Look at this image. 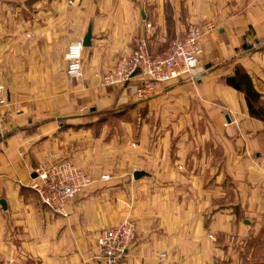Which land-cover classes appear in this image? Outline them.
<instances>
[{
	"label": "crops",
	"instance_id": "obj_1",
	"mask_svg": "<svg viewBox=\"0 0 264 264\" xmlns=\"http://www.w3.org/2000/svg\"><path fill=\"white\" fill-rule=\"evenodd\" d=\"M191 24L204 32L193 77L159 85L144 103L139 74L122 87L102 84L140 38L163 52ZM90 26L84 77L70 80L67 46ZM238 69L259 94L252 104L260 115L227 82ZM0 84L8 97L0 112V264H106L97 258L99 232L127 216L137 235L120 264H264V0H0ZM144 105L148 116L174 121L173 130L143 126L131 146L127 130L114 145L95 128L72 127L89 119L82 110L130 106L132 117ZM208 124L224 153L214 176ZM193 134L197 146L183 140ZM48 158L100 175L114 158L121 178L82 191L67 216L53 214L29 187ZM136 170L148 175L131 179Z\"/></svg>",
	"mask_w": 264,
	"mask_h": 264
},
{
	"label": "built area",
	"instance_id": "obj_2",
	"mask_svg": "<svg viewBox=\"0 0 264 264\" xmlns=\"http://www.w3.org/2000/svg\"><path fill=\"white\" fill-rule=\"evenodd\" d=\"M147 27L152 28V24L148 23ZM203 36L202 28L191 24L182 38L173 40L165 51L159 53L150 50L147 38H140L134 50L122 55L112 69L102 74V84L122 87L139 74L143 82L137 88L136 96L139 100H145L161 84L193 77V71L200 64L203 54ZM85 49L84 38L76 39L67 46L66 72L70 80L84 77ZM7 105L6 88L0 84V112ZM5 129L7 124L1 116L0 130ZM35 174L29 187L35 191L44 207L62 216H67L68 204L96 181L89 171L69 160L48 158L36 166ZM99 179L109 181L111 175L102 174ZM136 235L137 224L129 218L116 227L103 228L97 239L98 258L106 264L122 263ZM160 258L165 259L166 254H161Z\"/></svg>",
	"mask_w": 264,
	"mask_h": 264
},
{
	"label": "rangeland",
	"instance_id": "obj_3",
	"mask_svg": "<svg viewBox=\"0 0 264 264\" xmlns=\"http://www.w3.org/2000/svg\"><path fill=\"white\" fill-rule=\"evenodd\" d=\"M157 89H156V91H157ZM153 94H155V93H153ZM153 94L151 96H153ZM136 98H137V96H136ZM137 100L141 103L148 101L146 99L145 100H139L138 98H137ZM131 110H132V108H130V106H125V107H116L115 106L112 109L107 110V111H98V110L91 111L89 109L85 110V111L82 110V113H88L89 114V116H90L89 119H86L81 125H77V126L72 125V127H74V130L95 128V129H93V130H95V132L93 133L94 135L97 136V135L101 134L102 135L101 136L102 141L109 142L110 140H113L114 145H117L120 140L124 139V137H121V135L125 134L126 130H127V131H129L128 137L130 138L129 140H130L131 146L136 145L135 135L137 133V130L138 131L142 130L143 126L146 127L147 129H149V131H153V130L157 129L156 131L162 130V131H164V133H165V131H170V130H173V128H174L175 122L170 120V119L169 120L166 119L167 118V117H165L166 115H164L162 112H159L158 116L156 115L155 117L151 114H150V116H148L149 115L148 112H151V111L149 109H147V107L144 105L136 113L134 112L132 117H130L129 112H131ZM127 114L129 115V117L124 116ZM195 124H197V123H195ZM199 124H200L199 128H198V126H196V127H197L198 131H202V129H201L202 125H201V123H199ZM202 124H204V122ZM208 126L210 129H212V132H211L210 137H208L209 139L207 138V141H208L207 151H209L208 155H210V157H211L210 158V164H213L212 166L214 169L213 170L214 172L210 173V175L214 176L216 174V171H217V168L215 167L217 165L216 162H220L223 159L224 153L222 152V150L220 148V141H218L219 138H217V136H216L217 134L214 132L217 129L215 128V126L213 127L212 124H208ZM105 128H106V130H105ZM91 138L93 140L94 137H91ZM132 138H134V140L131 141ZM183 140L192 141L196 146L200 142V138L196 134H193L192 136H188V137H183ZM171 142L172 143H171L170 147H173L175 145V143L173 140H171ZM85 143H88V138L86 139ZM192 150H193L192 151L193 155H196L197 157H199L201 155L199 149L194 148ZM59 160H61V159H59ZM189 160L192 162V167H193V165L195 163V158H189ZM110 164L107 165L108 170H106V169L102 170V171H105L103 173H107V174L111 175V180H109V181L100 180L99 178L102 174L101 175L99 173L97 174L94 171H91L90 168L79 164V166H81L82 168L89 171L96 178V181L92 185H90L87 189L91 188L92 186H94L95 184H97L99 182H111V181L118 180L121 178L120 170L117 169L118 164L114 158L111 159ZM188 164L190 165V162H187V165ZM97 166H100V167L102 166L105 168L104 164H97ZM198 168H199V165H198ZM130 175L131 174H129V177L131 179L134 178L133 175H131V176ZM41 206H42V204H41ZM127 218L132 219V217L127 216L121 222H123ZM132 220H134V219H132ZM258 248H259L260 253H258L257 261L262 262V260H264V245L258 246ZM97 250H98V248H97ZM97 258H98V254H97ZM100 261H102V260H100Z\"/></svg>",
	"mask_w": 264,
	"mask_h": 264
},
{
	"label": "trees",
	"instance_id": "obj_4",
	"mask_svg": "<svg viewBox=\"0 0 264 264\" xmlns=\"http://www.w3.org/2000/svg\"><path fill=\"white\" fill-rule=\"evenodd\" d=\"M227 82L237 89L244 90L247 95L250 111L256 115L261 114L253 107L252 100H257L259 98V94L255 91L252 80L246 73L238 69L234 76L227 78Z\"/></svg>",
	"mask_w": 264,
	"mask_h": 264
},
{
	"label": "water",
	"instance_id": "obj_5",
	"mask_svg": "<svg viewBox=\"0 0 264 264\" xmlns=\"http://www.w3.org/2000/svg\"><path fill=\"white\" fill-rule=\"evenodd\" d=\"M92 38H93L92 27L90 26L87 34L84 37V43H85L86 48L90 47L92 45ZM145 175H148V173L144 170H136L133 174L134 179H136V180L142 178ZM34 176H36V174H34ZM1 203H2L3 208L6 209L7 204H6L5 200H2Z\"/></svg>",
	"mask_w": 264,
	"mask_h": 264
}]
</instances>
